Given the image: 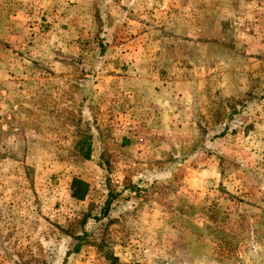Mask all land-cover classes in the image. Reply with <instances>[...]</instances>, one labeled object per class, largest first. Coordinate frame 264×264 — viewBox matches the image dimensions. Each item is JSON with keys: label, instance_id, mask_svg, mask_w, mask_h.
<instances>
[{"label": "rangeland", "instance_id": "374dc122", "mask_svg": "<svg viewBox=\"0 0 264 264\" xmlns=\"http://www.w3.org/2000/svg\"><path fill=\"white\" fill-rule=\"evenodd\" d=\"M0 264H264V0H0Z\"/></svg>", "mask_w": 264, "mask_h": 264}, {"label": "trees", "instance_id": "16d2710c", "mask_svg": "<svg viewBox=\"0 0 264 264\" xmlns=\"http://www.w3.org/2000/svg\"><path fill=\"white\" fill-rule=\"evenodd\" d=\"M86 146H87V152H86L85 155H86V158H89L90 157V144H87ZM73 185H74V187L75 186L77 187L79 185H83V187L86 189V185L83 182L79 181V180H75L74 183H73ZM74 196L77 197V198H79V199L84 197L83 195H81L80 193H78L77 188H76V192L74 191Z\"/></svg>", "mask_w": 264, "mask_h": 264}]
</instances>
